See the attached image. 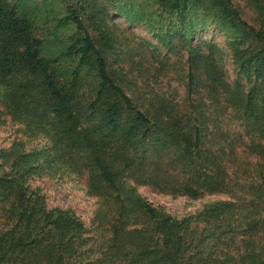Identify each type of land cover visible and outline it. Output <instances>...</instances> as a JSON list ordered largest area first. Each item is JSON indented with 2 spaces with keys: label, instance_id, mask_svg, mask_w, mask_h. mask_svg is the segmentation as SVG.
<instances>
[{
  "label": "trees",
  "instance_id": "obj_1",
  "mask_svg": "<svg viewBox=\"0 0 264 264\" xmlns=\"http://www.w3.org/2000/svg\"><path fill=\"white\" fill-rule=\"evenodd\" d=\"M61 1L0 0V110L46 140L0 148V264H264V0L255 26L231 0ZM104 1L154 33L156 66L112 59ZM209 18L228 34L231 81L224 48L191 44ZM42 175L83 180L91 231L31 185ZM139 184L227 197L177 218Z\"/></svg>",
  "mask_w": 264,
  "mask_h": 264
},
{
  "label": "rangeland",
  "instance_id": "obj_2",
  "mask_svg": "<svg viewBox=\"0 0 264 264\" xmlns=\"http://www.w3.org/2000/svg\"><path fill=\"white\" fill-rule=\"evenodd\" d=\"M232 4L239 10L243 20L255 26L257 24V10L254 7L253 0H231ZM99 2V0H98ZM107 5V17L110 28H115L119 37L118 44L113 52V60L126 68V71L136 67L135 63L141 62L146 65L150 62L157 65V54L153 53V46H157V39L154 33L143 23H129L124 15L118 14V8L121 5L104 1ZM40 9L46 11H57L64 6L61 0H37ZM42 5H44L42 7ZM60 14V13H59ZM115 27H114V25ZM46 25V24H45ZM228 34L216 28V22L209 18L203 24V28L193 33L191 44H202L203 40L215 42L218 46L224 48L223 64L228 79L231 81L237 77L236 69L226 48ZM153 50V52H152ZM186 51V50H185ZM182 50L178 59L185 60L186 52ZM159 52H161L159 50ZM153 53V54H152ZM118 58V59H117ZM183 62V61H182ZM115 66L117 63L114 64ZM183 66V65H181ZM182 68V67H181ZM175 74H171V80L158 78L155 87L176 86ZM240 81L245 84L246 78L239 75ZM154 81V80H152ZM171 86V87H172ZM183 91V86H179ZM235 122L233 121L232 125ZM240 129L239 126L235 127ZM22 140L24 149L31 150L42 147L46 140L37 137L35 139L27 138L20 126L12 122L0 110V148L9 147L14 141ZM33 187H37L45 195L47 203L50 206L61 208H71L85 223V226L91 231L93 224L92 218L96 207L95 199L85 193L83 180H75L67 175L59 176H34L29 179ZM138 192L154 205L161 206L167 213L173 217L182 218L194 214L201 210L208 203L223 200L227 196L224 194H205L198 198L176 195L166 191L159 190L149 184L136 185Z\"/></svg>",
  "mask_w": 264,
  "mask_h": 264
}]
</instances>
